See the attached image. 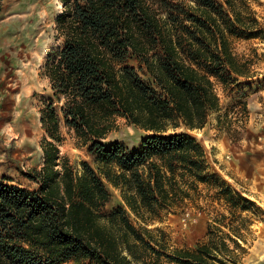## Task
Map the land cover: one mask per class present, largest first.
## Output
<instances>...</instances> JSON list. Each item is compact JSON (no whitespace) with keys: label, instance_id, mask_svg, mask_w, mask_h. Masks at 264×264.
<instances>
[{"label":"trees","instance_id":"16d2710c","mask_svg":"<svg viewBox=\"0 0 264 264\" xmlns=\"http://www.w3.org/2000/svg\"><path fill=\"white\" fill-rule=\"evenodd\" d=\"M60 2L63 43L46 64L59 104L49 101L40 111L44 165L31 177L40 187L0 183V264H147L143 254H159V242L148 229L144 237L123 206L104 211L111 201L105 181L122 192L134 215L155 219L180 193L188 196L181 183L217 180L201 145L175 130L180 124L190 131L204 128L220 109L214 85L245 76V63L236 60L223 28L239 17L231 0ZM131 60L139 61L147 81ZM116 117L150 135L136 148L101 142ZM62 127L81 145L91 142L97 169L82 162L75 170L59 154ZM221 194L233 200L235 192L224 187ZM212 254L203 245L171 258L209 264Z\"/></svg>","mask_w":264,"mask_h":264},{"label":"rangeland","instance_id":"374dc122","mask_svg":"<svg viewBox=\"0 0 264 264\" xmlns=\"http://www.w3.org/2000/svg\"><path fill=\"white\" fill-rule=\"evenodd\" d=\"M213 1L219 5L225 2ZM231 2L239 23L223 28L228 32L226 38L236 60L245 63L246 77L234 76L225 87L215 84L225 110L210 114L204 131H190L182 124L175 130L195 137L201 144L205 139L204 147L211 156L215 147L209 145L213 135L210 130L218 132L217 138L225 133L238 138V134L247 132L250 123L262 124L255 120H262L260 110L264 109V0ZM0 6V183L36 190L40 185L31 177L44 165L42 142L46 137L40 111L49 101L59 104L53 97L46 64L63 43L57 31V18L64 8L60 0H1ZM229 16L234 19L230 12ZM138 64V60L129 62L136 69ZM258 132L257 136H263L264 126ZM61 134L62 143H56L59 154L75 170L82 169V162L97 169L94 156L89 153L91 142L81 145L75 133L66 127L61 128ZM148 135L127 119L116 117L100 141L136 148ZM214 175L217 180L207 183L197 182L193 186L181 183L188 196L180 193L171 205L159 208L155 219L145 212L143 218L134 215L126 207L122 192L105 181L111 201L104 211L125 206L130 223L147 239L143 229H148L149 236L159 242V246L154 245L159 254H143L147 264H179L171 258L176 251L198 252L203 245H208L216 257L209 264H264V176L260 178L259 193L247 186L239 190L231 188L228 179ZM224 187L235 192L233 200L221 194Z\"/></svg>","mask_w":264,"mask_h":264},{"label":"crops","instance_id":"0c3cea01","mask_svg":"<svg viewBox=\"0 0 264 264\" xmlns=\"http://www.w3.org/2000/svg\"><path fill=\"white\" fill-rule=\"evenodd\" d=\"M239 79H245L244 77H238ZM215 87V85H214ZM222 108L213 113L219 114ZM264 109L260 110V121L262 124L258 125L250 123L247 126L246 133L238 134V138H232L229 134L225 133L217 138L218 132L214 133L215 130H210L213 133L209 138V145L213 144L215 152L211 154L207 153L205 145V139L202 144L193 137L203 148L205 152V160L208 172L212 174H220L224 178L228 179V184H231V188L239 190V188L246 189L247 186L252 192L258 190L260 193V178L264 176V135L257 136L259 134L258 129L264 126ZM218 119L220 115H218ZM208 123V122H207ZM201 130L204 131L207 124ZM198 130V131H201ZM197 131V130H194ZM258 138V139H257ZM206 145V146H209ZM263 170V174L262 171ZM259 182L258 186L257 183ZM243 186V187H242ZM125 208V206H123Z\"/></svg>","mask_w":264,"mask_h":264}]
</instances>
